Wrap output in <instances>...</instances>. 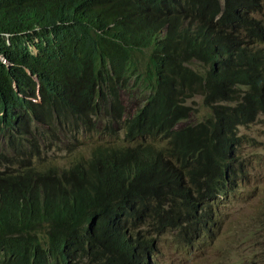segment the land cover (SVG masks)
I'll return each mask as SVG.
<instances>
[{
    "label": "trees",
    "instance_id": "1",
    "mask_svg": "<svg viewBox=\"0 0 264 264\" xmlns=\"http://www.w3.org/2000/svg\"><path fill=\"white\" fill-rule=\"evenodd\" d=\"M239 6L215 21L218 0H0V264H150L151 239L116 220L114 204L141 198L142 181L183 196V178L214 180L264 98L256 61L221 57L236 46L224 27ZM185 15L202 45L194 54L217 58L202 82L184 64L192 38L176 26ZM131 80L139 106L126 115L119 90ZM234 83L252 90L246 106ZM193 93L214 122L175 126L194 111L181 104ZM99 125L126 144L98 138L64 164L50 158L64 137Z\"/></svg>",
    "mask_w": 264,
    "mask_h": 264
},
{
    "label": "clouds",
    "instance_id": "2",
    "mask_svg": "<svg viewBox=\"0 0 264 264\" xmlns=\"http://www.w3.org/2000/svg\"><path fill=\"white\" fill-rule=\"evenodd\" d=\"M218 1L220 9L219 14L215 17V21L220 18L227 5L234 3L240 5L233 20L224 27V31L227 34H231V41L236 46L221 48V57L226 60L230 59V63L236 62L237 59L256 61L255 70L258 72L259 78L264 80V0H252V4L250 5L246 4V0ZM176 27L179 31H186L192 38L190 45L186 48V53L189 54L190 58L184 64L202 82L203 76L201 74L208 71L211 65L215 67L217 58H210L211 64H209L204 63L198 58L200 51L194 54L197 48L202 45L199 39L196 20L191 15L183 16ZM168 28L167 23H164L160 27L156 34L158 40L164 38L168 32ZM200 50H202V47ZM193 63H198L199 68L195 67ZM232 88L237 102L246 106L244 98L252 95V90L240 83H234ZM137 93L139 94L138 91ZM195 94L199 93H193L191 97L186 98L181 103L182 106H189L193 102L190 99ZM139 98L140 95L135 98L138 106ZM256 107L257 112L250 124H253L257 120H262L264 125V98L259 99ZM195 111L196 109L193 112ZM193 112L189 111L187 117L175 126L183 123L190 127L204 121L208 117L201 125L207 124L208 121L214 122L215 120L206 108L205 115L201 120L195 123H187L186 119ZM126 115L131 114L126 111ZM248 125L239 126L236 131L238 128L247 127ZM238 135L241 137L239 133ZM241 139L239 146L242 144ZM239 146L231 153L230 160L224 159L218 162L214 180L211 181L205 177H201L198 182H195L188 180V178H183L181 180L182 187L184 192L188 193L187 195L182 196V194L172 190V186L168 183L159 182L150 187L142 181L141 190L138 192L141 198L133 196L114 204L117 213L116 220L122 223L124 221L134 223V225L129 227L131 230L144 233L147 236L146 240L151 239L145 252L144 262L147 258L150 264H162V261H164L163 264H184L186 262H196L199 259L201 250L212 241L211 228L214 224L212 215L214 214V206L217 204L218 198H225L227 193L236 187V160L234 159V151ZM146 151V149H142V153ZM176 166L177 163L173 167ZM172 222L175 223V226L172 225ZM167 224H170L171 229L166 227ZM164 232L172 234L174 238L173 242L169 245L173 256V259L170 261L165 257V252L155 244L156 239L154 236ZM237 264H249V262L246 258L240 256L237 259Z\"/></svg>",
    "mask_w": 264,
    "mask_h": 264
},
{
    "label": "rangeland",
    "instance_id": "3",
    "mask_svg": "<svg viewBox=\"0 0 264 264\" xmlns=\"http://www.w3.org/2000/svg\"><path fill=\"white\" fill-rule=\"evenodd\" d=\"M193 65L199 68L198 63ZM132 84L133 80L119 90V99L129 114L138 107L135 98L139 94ZM190 100L196 111L189 114L186 122L195 123L204 117L206 108L201 105V95L195 94ZM99 126L103 129V125ZM114 129L116 135L104 129V132H78L76 138L69 134L63 139L67 145L52 151L50 158L64 164L78 151H87L92 143H99L98 138L109 147L123 146L126 141L122 131ZM237 131L242 144L234 151L236 187L225 198H218L214 206L211 243L201 250L196 262L184 264H237L240 256L249 264H264V125L262 120H257ZM154 237L156 246L165 252L169 261L172 260L169 245L174 240L173 235L164 232Z\"/></svg>",
    "mask_w": 264,
    "mask_h": 264
},
{
    "label": "built area",
    "instance_id": "4",
    "mask_svg": "<svg viewBox=\"0 0 264 264\" xmlns=\"http://www.w3.org/2000/svg\"><path fill=\"white\" fill-rule=\"evenodd\" d=\"M32 48H33V47H32ZM32 48H31V49H32ZM33 49H34V48H33Z\"/></svg>",
    "mask_w": 264,
    "mask_h": 264
}]
</instances>
